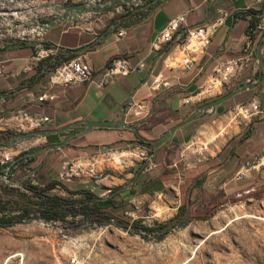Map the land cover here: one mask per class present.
<instances>
[{
    "label": "crops",
    "instance_id": "crops-1",
    "mask_svg": "<svg viewBox=\"0 0 264 264\" xmlns=\"http://www.w3.org/2000/svg\"><path fill=\"white\" fill-rule=\"evenodd\" d=\"M131 1L136 3L120 7L118 14L110 11L58 26L48 33L44 41H34L30 36L17 41L2 40V34L14 33L0 22V44L13 42L0 51L1 119L13 112H28L52 120L49 126L39 130L76 126L60 134L26 140L5 148L2 143L15 132L0 124V150L13 156L11 163H0V170L9 169L15 178L23 175L26 181L42 188L59 182L60 185L50 190L49 195L83 199L84 195L72 193L91 191L98 197L107 196L132 181L142 169L136 182L122 192V198L129 200L136 212L146 206L168 208L171 211L169 219H172L186 207L190 217L209 215L207 220H210L217 207L229 202L231 197L244 198L257 193L259 182L264 178L263 168L252 170L247 179H237L238 174L248 169L264 151V83L177 131L159 149L151 170L144 168L146 162L136 157L138 148L149 151L151 148L140 144V138L134 131L123 128H95L72 138L61 149L49 150L51 145L60 144L82 130L83 122L119 121L123 108L127 110L125 122L128 124L147 118L144 124L137 126L140 136L148 140L160 138L195 108L216 99V96H211L191 107L182 104L184 97L194 94L209 80L217 64L244 54L251 10L262 12L258 26H264V0ZM21 2L8 0L9 4ZM184 12H188L187 27L190 28L212 23L225 14L223 24L216 29L209 54L197 61L190 72L173 68V64L166 61L176 43L159 51H150L157 34L172 18ZM14 30L22 31L24 28ZM120 31H125V36L118 39L116 35ZM263 36L264 30L255 36L256 56L257 45ZM98 40L99 44L93 49L75 55L92 66L90 81L67 87L51 82V74L61 60L73 56H68L69 51L85 48L98 43ZM38 49L57 50L59 56L28 71L32 64L30 59ZM115 59H124L133 66L144 64V68L141 72L119 76L101 86L103 74ZM253 75L254 64L227 88L231 87V91ZM256 78H261L260 73ZM42 95L47 99L39 101ZM131 98L133 103L130 104ZM242 100L260 102L263 113L251 122L240 124L235 118V109L232 110L229 103ZM103 150H111L113 158L99 165L95 177L63 178L66 163ZM143 187L147 191L137 194Z\"/></svg>",
    "mask_w": 264,
    "mask_h": 264
},
{
    "label": "rangeland",
    "instance_id": "rangeland-1",
    "mask_svg": "<svg viewBox=\"0 0 264 264\" xmlns=\"http://www.w3.org/2000/svg\"><path fill=\"white\" fill-rule=\"evenodd\" d=\"M243 103L247 101H231L229 106L234 110ZM260 181L257 193L264 188V178ZM257 193L244 198L233 196L217 207L212 219H195L161 240L142 239L112 225L74 228L55 222L50 227L36 223L0 228V264H72L73 258L77 264H264V192L259 196ZM156 208H160L159 216L146 218ZM156 208L128 211L136 213V220L128 216L129 220L119 219L148 227L171 220L168 208Z\"/></svg>",
    "mask_w": 264,
    "mask_h": 264
},
{
    "label": "built area",
    "instance_id": "built-area-1",
    "mask_svg": "<svg viewBox=\"0 0 264 264\" xmlns=\"http://www.w3.org/2000/svg\"><path fill=\"white\" fill-rule=\"evenodd\" d=\"M68 1L71 2V0ZM187 18L188 12L181 13L178 16L172 18L167 23L165 28L154 38L150 45V51H159L166 48L171 43H176L174 50L167 56L166 61L173 64V68L184 69L185 71L190 72L193 71L197 61L209 54L214 34L216 29L223 24L225 14L212 23L191 28L187 27ZM249 18L251 17L249 16ZM14 29L16 28H13V30ZM262 30H264L263 24L258 26V28L254 30L253 33L247 36L243 55L231 57L226 62L217 64L214 67L209 80L194 94L184 97L182 99V104L188 107L195 106L205 102L208 97L221 94L223 90H225L234 82V80L241 76L247 67L253 65L256 61L255 36L259 31ZM8 36H10L8 33L2 34L1 39L8 40ZM12 36H15V33ZM124 36L125 31H120L116 35L118 39ZM11 44H13L12 41H5L4 43L0 44V51L4 50ZM54 56H59L57 50H36L30 59L32 64L27 68V70L32 71L35 65ZM1 66L2 63H0V74ZM143 68L144 64L133 66L124 59H115L103 74L101 86L119 76H128L129 74L136 71L141 72ZM92 76V66L83 58L75 57L68 60H61V62L51 74V82L55 85L65 87L75 86L90 81ZM45 99H47L46 95L39 97V101H44ZM234 113L237 121H239L240 124H245L259 117L263 113V108L260 102L249 101L247 103L238 105L235 108ZM51 123L52 120L49 117L33 115L28 112H13L9 117L0 120V124L2 126L14 131L15 134L38 131L43 127L49 126ZM136 157L147 163L150 160L151 154L149 150L141 147L136 151ZM112 158L113 152L111 150H103L89 157L70 161L66 163L64 167L63 178L83 176L95 177L97 175L99 165L111 161ZM12 161V154L0 150V163L6 164L11 163ZM145 168L151 170L153 168V163L148 164ZM263 168L264 151L260 156L255 158L254 162L248 169L238 174L237 179H247L250 177V172L252 170H260ZM159 211L160 208H156L154 214L146 218L156 219L159 216ZM135 214L136 213L126 212V216L132 218L133 220L138 219ZM72 264H77L76 258L72 259Z\"/></svg>",
    "mask_w": 264,
    "mask_h": 264
},
{
    "label": "water",
    "instance_id": "water-1",
    "mask_svg": "<svg viewBox=\"0 0 264 264\" xmlns=\"http://www.w3.org/2000/svg\"><path fill=\"white\" fill-rule=\"evenodd\" d=\"M21 3H12L9 4L8 0H0V22L3 23L8 30L13 31L15 33L16 38L27 37L30 36L34 41L42 40L44 41L48 33L57 28L58 26L64 25L69 22H77L85 17L100 15L105 12H113L114 14H118V9L125 8L128 6H133L136 2H132L131 0H85L81 3H71L68 0H28L26 3L23 0H19ZM132 2V3H131ZM9 16H13L10 18ZM264 16V9H263ZM46 19V20H45ZM13 28H24L22 31L15 32ZM107 36V34L105 35ZM94 43L90 46H87L82 49L71 50L68 53V56L82 54L83 52L93 49L95 46L99 44ZM257 73H260L261 78H256ZM264 83V36L261 39L260 43L257 45V56L256 61L254 63V75L252 78L247 80L245 83H238L231 91L228 93L219 96L211 102L204 103L193 110V112L184 120L179 122L178 124L171 127L165 133L161 135L160 138L156 140H148L142 136H140L137 126L144 124L147 118L139 120L133 124H128L125 122V117L127 115L126 108L122 110V118L116 122H83L82 130L79 132L69 136L60 144H54L50 146L49 150L55 151L67 146L71 139L85 134L95 128H107V129H128L134 131L140 140H142L145 144H147L151 149V157L150 160L145 164L144 168L154 162L159 149L169 142V140L173 137V135L179 131L180 129L198 121L203 116L208 113L213 112L216 108L224 105L225 103L233 100L240 94L245 92H249L259 88ZM129 103H133V99L131 98ZM76 127V126H75ZM67 129H52V130H38V131H30L21 134H13L9 139L2 143V147L10 148L20 142H24L26 140L39 139L43 137H47L51 134H60ZM8 169L7 171L0 170V185L19 189L28 194H34L32 190H30L26 185V178L18 179L15 178ZM142 169L137 172L136 177L130 181L128 184L122 186L117 189L114 193L109 194L103 197H96L92 201H88L84 204H94L98 202L107 201L108 199L114 197L115 195L122 193L129 189L137 180V177L140 175ZM83 204H80L81 206ZM190 221V213L187 212L183 218H180L176 222L170 224L163 231H155L149 232L143 229H139L134 227L131 223L120 220L117 217H112L109 220L104 221H95L93 219H87L81 222H67L66 226L79 228L86 226H101V225H112L117 226L122 229L128 230L131 234L138 236L142 239L147 240H155L163 236L169 235L170 233L185 228V226ZM36 223H40L44 226L50 227L55 226V222H47L42 219L38 212H36L32 218L24 220L16 224V226H30ZM191 223V222H190ZM189 223V224H190Z\"/></svg>",
    "mask_w": 264,
    "mask_h": 264
},
{
    "label": "trees",
    "instance_id": "trees-1",
    "mask_svg": "<svg viewBox=\"0 0 264 264\" xmlns=\"http://www.w3.org/2000/svg\"><path fill=\"white\" fill-rule=\"evenodd\" d=\"M249 14L252 18L250 20L249 30L247 33L248 35L253 33V31L258 28L262 12L251 10ZM75 57L76 56L73 55L68 59ZM211 101L213 100H209L207 102ZM139 143L144 146H148L142 140H139ZM150 151L152 152V149ZM161 184L159 185V188L161 187ZM25 185L32 190L34 194L31 195L19 189L1 185L0 228L14 227L17 223L32 218L36 212H38L40 217L47 222H61L66 226L70 217H83L85 220L93 219L95 221L109 220L112 217L129 220L126 216V212L135 210V207L130 204L129 200L122 198L123 193H119L107 201L94 204H84L88 201H92L97 197V195L91 191H80L72 194H82L84 195L83 199H64L59 196H51L48 194L50 190H53L56 186L60 185L59 182H53L45 188L32 184V181H26ZM146 191L147 190L143 187L137 192V194H143ZM263 192L264 188L261 192L257 193V195L259 196ZM8 197H17L19 200L13 202L11 199H7ZM80 204L83 205L79 206ZM186 213L187 208L183 207L181 208L179 214L169 222L156 224L153 227L144 226L140 224V222H133L132 225L136 228L149 232L163 231L170 224L176 222L180 218H183ZM209 217V215H206L200 219L207 220ZM198 218L199 217L191 216L189 223L192 222L193 219ZM188 224L185 227H187ZM167 235L161 236L159 240L164 239Z\"/></svg>",
    "mask_w": 264,
    "mask_h": 264
},
{
    "label": "flooded vegetation",
    "instance_id": "flooded-vegetation-1",
    "mask_svg": "<svg viewBox=\"0 0 264 264\" xmlns=\"http://www.w3.org/2000/svg\"><path fill=\"white\" fill-rule=\"evenodd\" d=\"M7 39H12V40H15V41L19 40V39H17L15 36H12V35L8 36Z\"/></svg>",
    "mask_w": 264,
    "mask_h": 264
}]
</instances>
